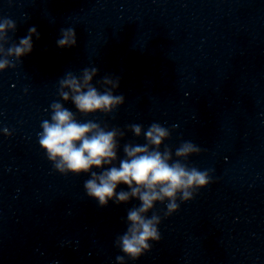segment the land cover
<instances>
[{"label": "clouds", "instance_id": "obj_1", "mask_svg": "<svg viewBox=\"0 0 264 264\" xmlns=\"http://www.w3.org/2000/svg\"><path fill=\"white\" fill-rule=\"evenodd\" d=\"M16 31L15 21L0 18V71L16 68L22 57L33 51V37L40 38L37 29L31 27L25 37L12 42L9 32ZM56 43L61 49L75 47V29H61ZM98 74L97 67H86L79 76L67 72L59 79L60 100L51 103L50 119L41 122L37 136L54 171L61 175L90 176L84 182V189L99 207H106L109 201L117 205L132 200L139 202L138 206L127 209L126 230L114 241L115 247L123 253L116 257L117 264H125V257L136 261L152 250L150 242L161 240L162 217L155 211L157 203L164 205L163 216L169 217L179 211L178 201L192 200L200 189L213 181L211 170L201 171L187 163L189 157L201 153L198 145L185 140L173 152L172 147L165 144L175 125L172 129L155 122L147 129L142 124L126 125L128 132L136 138L143 136L145 143H124L121 158L118 152L120 141L126 136L125 130L102 126L92 119L78 120L76 113L84 117L97 113L109 115L125 103L123 94H115L120 78L106 75L93 83ZM68 102L74 105L76 112L65 107ZM2 132L8 137L12 135L7 127ZM119 185L127 186V190L117 191Z\"/></svg>", "mask_w": 264, "mask_h": 264}]
</instances>
